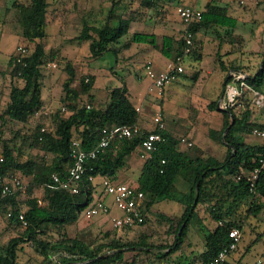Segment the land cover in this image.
I'll return each instance as SVG.
<instances>
[{"label":"trees","instance_id":"obj_1","mask_svg":"<svg viewBox=\"0 0 264 264\" xmlns=\"http://www.w3.org/2000/svg\"><path fill=\"white\" fill-rule=\"evenodd\" d=\"M111 1L113 6L107 21L99 25L85 23L81 34L76 37L89 40L92 56H99L106 51L117 53L130 48L133 42L156 44L158 36L155 32L131 33L134 18L132 13L137 9L123 17L115 14V5L119 0ZM159 2L160 0H140V7L153 8ZM13 7L19 10L15 21L18 25L14 27L28 41H34L35 47L27 56L26 65L17 63L14 53L8 60L12 77L8 101L0 106V157L4 158L0 174L9 179L21 180L23 175L31 176L32 179L25 188L21 180L22 186L7 195L2 194L0 187V214L15 228L24 227L23 222L17 218L19 212H24L28 222L20 234L7 242H0V264H60L69 261L81 264L122 263L127 251L148 247L146 237L137 241H123L119 228L115 226L98 234L93 240H86L72 233L70 227L93 201L96 187L89 182L86 188L82 186L80 193H71L54 188L52 176L54 173L66 175L71 163L70 151L74 139L82 140L83 147L90 148L99 140L102 128L113 124L137 123L139 113L126 86L111 88L107 102L100 108L95 106V96L89 94L86 100L92 107L87 108V102L81 103L82 95L90 92L94 76L89 73L79 75L73 61L60 56L68 74L62 100L74 111L68 116L61 109L49 115L42 114L36 124H31L30 117L36 111L44 109L41 65L46 55L48 3L46 0H14ZM116 20H119L118 24H113ZM213 25L223 26L234 32L238 18L229 13L227 5H220L214 0L208 1L203 9V18L188 27L195 35L192 52L198 50L196 34ZM162 37V51L168 58H175L183 53L182 36L178 40L179 46H175L176 38L173 35L164 34ZM124 38L126 39L122 43ZM26 45L30 48L31 43ZM49 54L48 58L58 56V53ZM221 64L224 69L228 68L225 62L221 61ZM15 78H21L23 83L19 84ZM77 78L80 79L79 88L73 86ZM228 81L226 78L224 89ZM246 83L251 88L244 91L241 104L236 103L228 110L221 109L224 124L220 139L226 146L224 158L213 155L192 157L179 147L180 138L167 128L159 130L155 126L151 129L142 128L143 132L131 139H115L102 154L87 163L88 174L105 175L114 181L118 171L126 166L127 156L140 146L143 136L151 131L163 133L165 141L145 160L137 187L145 194L142 204L144 221L139 225L148 222L152 204L157 200L174 198L186 204L180 216H170L163 212L158 214L170 221L175 236L174 241L165 246L168 249L166 254H172L181 245L187 229L198 217L199 205L205 206L216 226L209 230L206 248L196 257L195 262H208L215 257L229 244L230 229L239 228L243 233L249 218L258 215L263 208V205L254 201L253 196L258 193L264 197V166L260 162L264 158V142L249 143L237 136L235 130L237 128L253 134L255 127H264V123L259 121L245 122L236 112L241 111L245 105L249 115L250 92H264V62L256 73L246 78ZM210 107L217 109L218 100L213 101ZM233 118L235 122H232ZM230 124V129L224 135L225 128ZM42 127H45V131H42ZM256 167H260V172L256 180V192H252L250 176ZM180 174L188 178L187 189L181 192L176 183ZM133 228L135 227L122 229L130 231ZM1 237L2 232L0 239ZM24 243H31L34 254L21 262L20 251H24ZM239 248L240 245L236 251ZM229 264L235 263L229 260Z\"/></svg>","mask_w":264,"mask_h":264},{"label":"rangeland","instance_id":"obj_2","mask_svg":"<svg viewBox=\"0 0 264 264\" xmlns=\"http://www.w3.org/2000/svg\"><path fill=\"white\" fill-rule=\"evenodd\" d=\"M21 1L28 2L29 0ZM46 1L48 3V37L46 38L48 46L44 63L41 65V80L45 99L50 97L49 103L54 107L47 113L49 115L67 104L62 98L65 95L64 82L68 77L65 64L60 56L55 55V57L48 58L49 53L55 54L60 50L73 61L79 75L89 73L94 76L90 92L82 95V104L87 102L86 99L89 94H93L100 104L105 105L111 88L125 86L130 90L132 102L138 103L141 102L152 82L145 71L146 61L148 59H153L154 62L164 61L168 58L162 51V36L173 34L176 38L175 46H179L178 40L182 34L181 27L184 24L177 11L178 6L182 5L180 3H195L198 7H202L208 0H160L153 8L140 7V0H119L115 5V10L120 12L119 14L127 16L130 14L131 8H139L138 14L142 15L145 22V26L141 29L157 30L160 36L156 44L150 45V49L144 52H138L139 42H137L133 48L123 50L121 55L106 51L96 57L91 55L89 40L76 37L81 34L87 19L97 25L106 22L109 15L108 8L112 1ZM215 1L234 4L230 13L240 18L239 33L234 36L236 41L232 42L229 48L232 51L245 49L244 52L239 50L223 55V57L220 55V58L226 61L236 58L232 62L233 64L238 65L249 74H254L264 62V2L258 0ZM13 2L14 0H0V106L4 105L9 98L12 75L8 60L17 43L27 41L21 32L14 27L18 24L8 22V20L13 21L19 13V10L13 7ZM8 6H11L9 10L4 11ZM54 12L56 15L53 14ZM63 16L68 19L64 26H62ZM52 19L57 20L51 22ZM118 21L116 20L113 24H118ZM4 26L7 27L4 28ZM196 36L203 41L206 55L203 59H193L190 55L185 56L183 64L186 72L168 83L158 96L155 95L157 96L156 106H158L155 113H161L168 131L180 138L179 147L189 155L194 156L200 153L208 156L212 154L217 158H224L226 146L220 139L223 113L219 108L210 107V104L215 100H218L219 103L225 90L223 82L227 76V71L222 69V64L216 56L220 51V40L212 31H201ZM144 44L147 45V43ZM34 47L35 44L31 43L30 49L32 51ZM221 49L223 50L222 47ZM251 49L258 50V53H252ZM55 62L56 66L53 65ZM201 68L203 69L200 72ZM15 79L18 80L19 84L23 83L21 78ZM73 86L80 87L79 78L73 82ZM220 106L223 107V103ZM236 112L240 114L238 110ZM254 114H256V118H254ZM253 118L254 120H264V109L254 112ZM37 122L30 123L36 124ZM235 134L249 143L264 142V137L242 132L237 128ZM183 138H186V141H183ZM189 142L192 144L190 145ZM137 150L138 148L130 154L129 158L133 155L136 156ZM201 150L202 152H200ZM133 170L135 171L132 172V175L136 177L141 172L140 167L133 168ZM126 171L123 169L119 174L122 175ZM21 180L24 184L29 181L28 176L22 177ZM98 180L101 182L103 178L99 176L95 182ZM176 183L180 192L186 190L188 186L187 176L178 175ZM133 185L137 186V183ZM106 199L112 207L111 211L101 212L90 218L82 213L77 222L70 227L72 233L78 234L86 240H93L98 234H102V232L113 227V218L122 215L123 212L116 206L112 195L108 194ZM253 199L256 203L263 205V208L258 215L251 216L244 225L239 251L243 260L233 262L235 264H244L245 260L254 261L264 253V197L257 193ZM185 207V203L174 198L157 200L152 204L149 212L150 218L145 225H137L130 231L119 229L123 241H137L145 236V243L148 247L131 249L126 252L124 262L114 264H178L179 262L190 264L195 262L196 257L201 255L206 248L209 230L216 226V222L210 217L205 206L199 205L198 217L189 226L181 245L172 254H166L168 249L165 246L175 239L173 227L169 220L158 215L163 212L170 216H180ZM23 229L24 227H13L9 220L0 214V232H2L0 242H6L11 237L17 236ZM31 254H34V247L31 243H24V251H20L21 261H25Z\"/></svg>","mask_w":264,"mask_h":264},{"label":"built area","instance_id":"obj_3","mask_svg":"<svg viewBox=\"0 0 264 264\" xmlns=\"http://www.w3.org/2000/svg\"><path fill=\"white\" fill-rule=\"evenodd\" d=\"M178 14L181 17L184 23V47L183 53L178 54L175 58H172L166 65V68L163 70H157L154 67L152 61H149L145 64V69L147 75L152 79L153 84L150 87L151 91L157 89L160 94L162 89L174 80L179 74L185 72V66L183 64L184 58L186 55L192 52L194 45L195 35L188 29V27L195 23L199 22L203 18V10L196 6L190 5H179L177 8ZM32 50L26 44H18L15 49L16 62L26 65V58ZM56 66V62L53 63ZM245 74L233 73L231 75L232 84L228 87V96H229V107L235 106L236 103L241 104V98L243 97L244 91L239 90L236 86L237 82L241 83L242 88H246L248 84L246 83ZM88 81L89 78L87 77ZM257 90H252L255 92ZM257 98L254 101V105L260 110L264 109V94L260 92H255ZM252 104V102H250ZM87 108H91L92 104L90 102L86 103ZM138 113L140 108H136ZM250 109L251 105H250ZM61 110L66 113H72L74 110L66 104L61 107ZM247 107L244 105L242 110L239 111L240 119L245 122L255 121L253 116L248 115L246 112ZM49 109L43 111H36L33 115L38 118L43 113H49ZM154 122L158 126L159 130L166 129V123L160 112H157L154 116ZM264 123V122H262ZM42 131H45V127H42ZM143 132L142 127L137 123L131 125H117L113 124L111 126H105L101 130V136L99 140L90 148H85L82 145V140L74 139L71 143V163L68 168V171L65 176H62L58 173H54L53 178V187L69 191L71 193H80L82 186L87 187V183L91 182L95 184L97 176L87 173V163L90 159L97 158L102 154L115 139H131L135 135ZM253 134L257 136L264 137V127H255L252 131ZM165 141V137L161 131H151L145 136H143L140 147L142 148L143 155L146 157H151L152 153L156 151L159 147V144ZM183 141H186V138H183ZM191 145L192 143L189 142ZM3 156L0 157V165L3 162ZM165 162V160H163ZM262 167L264 166V158L260 159ZM260 167H256L253 172H251V184L250 190L256 192V180L259 177ZM103 178V191H97L94 189V199L87 206L84 213L85 216L90 218L94 215L101 212H109L110 205L107 202L106 196L112 195L116 206L123 212L122 215L114 218V226L117 228H132L144 221V214L142 211V204L144 199V192L139 189L137 186H134L131 183L122 182V181H112L108 176H102ZM22 186V182L19 178L9 179L5 178L0 174V187L3 195H7L13 191V189ZM9 215H12L9 212ZM17 218L23 222V226L26 227L28 222L25 218L24 212H19ZM230 242L227 246L219 251V253L210 259L208 262L203 260H197L195 264H229V256L232 252L236 251L239 245L242 242L243 233L239 228H232L229 231ZM253 264H264V255L259 256Z\"/></svg>","mask_w":264,"mask_h":264},{"label":"crops","instance_id":"obj_4","mask_svg":"<svg viewBox=\"0 0 264 264\" xmlns=\"http://www.w3.org/2000/svg\"><path fill=\"white\" fill-rule=\"evenodd\" d=\"M208 1H211V0H208ZM208 1H206V3L208 2ZM215 1V0H214ZM241 1H243V0H241ZM215 2H217V1H215ZM206 3L204 4V6H202V7H198L195 3H188V2H184V3H180V4H182V5H190V6H196V7H198V8H201L202 10L204 9V7H205V5H206ZM218 4H220V5H227L228 6V8H229V13H230V9H231V7H233V5H232V3H228V2H226V3H219V2H217ZM97 6V4H94V6ZM112 4H110V7L108 8L109 9V12H110V9L112 8ZM9 7V6H8ZM11 7V6H10ZM234 8V7H233ZM134 8H131V10H133ZM135 9H137L136 10V12H134V13H132V15L134 16V18H133V21L131 22V27H130V30H131V33L132 32H155L156 34H157V36H158V38H159V36H160V33L157 31V30H154V31H149V30H143V29H141V28H143V26H145V22H144V19L142 18V15H139L138 14V12H140V9L139 8H135ZM139 9V10H138ZM9 9H7V7L4 9V11H8ZM131 10L129 11V12H131ZM235 10V9H234ZM120 12H117V10H116V12H115V14H118V15H121V14H119ZM53 14H55L56 15V13L54 12ZM231 14V13H230ZM232 15V14H231ZM123 17L125 16V15H122ZM234 16V15H233ZM235 17H237V16H235ZM238 18V23H239V17H237ZM87 19V18H86ZM57 19H52L51 20V22L52 21H56ZM15 21H17V17L15 18V19H13V21L12 20H8V22H12V23H15ZM67 21H68V19H66V18H64V16H63V18H62V26H64V25H66V23H67ZM88 24H90V25H92L93 23H91L90 22V20H88L87 19V21H86ZM85 22V23H86ZM47 23H48V20H47ZM5 28L7 27V26H4ZM181 29H182V34H181V36H183V32H184V24L182 25V27H181ZM201 31H203V32H209V31H212L213 33H216V38L217 39H219L220 41H219V46H220V51H219V53L218 54H216V56L218 57V60H220V63H221V61H223V62H225L226 64L225 65H227V69H224L223 67H222V69L223 70H225V71H227V76H226V78L229 80L228 81V83H227V85H226V89L224 90V96H221V98H220V101H219V103H218V108L221 110V109H225V110H228V108H229V105H228V102H229V96H228V87L230 86V84H232V80H231V75L233 74V73H239V74H245V76H249L250 74L249 73H247V71H244L243 69H241L238 65H235V64H233L232 62L233 61H235L236 60V58H233V59H231V60H228V61H226V60H223L222 58H220V55H222V57H223V55H226V54H231V53H233V52H238L240 49H235V50H231L229 47H231V43L232 42H235L236 41V39L234 38V36L237 34V33H239L238 32V25H237V28L234 30V32H230V31H228L225 27H223V26H219V25H213V26H211V27H209V28H207V29H203V30H201ZM201 31H199V32H201ZM198 32V33H199ZM197 33V34H198ZM196 34V35H197ZM173 35V34H172ZM47 37H48V35H47ZM46 37V38H47ZM215 38V37H214ZM124 39H126V38H124ZM46 40V39H45ZM196 40H197V42H198V50L196 51V52H191L190 54H188V55H190L193 59H203L204 58V56L206 55V52L204 51V47H203V41L201 40V39H198V37L196 36ZM28 41V40H27ZM19 41L18 43H17V45L18 44H21V43H35L34 41ZM125 40H122V43L124 42ZM46 42V48H47V46H48V42H47V40L45 41ZM201 42V43H200ZM135 43H137V42H133L132 43V45H131V47L130 48H124V49H122V50H120V51H118L117 53H115V54H119V55H121V52L123 51V50H125V49H131V48H133L134 47V45H135ZM250 44H251V42H249ZM17 45L15 46V48H14V50L12 51V53H11V55L15 52V49H16V47H17ZM150 45H152V44H149V43H147V45L146 44H144V43H139V45H138V52H144V51H147V50H149L150 49ZM249 45V44H248ZM221 47L223 48V50L221 49ZM246 48V47H245ZM244 48H243V50H240V51H243L244 52ZM252 53H258V50H255V49H251L250 50ZM58 53V55L59 56H65V57H67L68 58V56L67 55H65V54H63L60 50L57 52ZM69 59V58H68ZM172 58H167V60H158V61H156V62H154V60L153 59H148L147 61H146V63L147 62H149V61H152L153 62V64H154V67H155V69H157V70H163V69H165L166 68V65H167V63L171 60ZM71 60V59H70ZM228 62H231V63H229L228 64ZM145 63V64H146ZM165 66V67H164ZM203 68H201L199 71L201 72V70H202ZM145 71H146V69H145ZM185 72H186V68H185ZM184 72V73H185ZM256 73V72H255ZM147 74V73H146ZM181 74H183V73H181ZM181 74H179L177 77H179ZM198 75V74H197ZM200 75V74H199ZM176 77V78H177ZM246 77V78H247ZM198 78H199V76H198ZM226 78H225V80H226ZM225 80H224V82H225ZM224 82H223V87H224ZM152 84H153V81L151 82V84L149 85V87L147 88V90H146V92H145V94H144V96H143V98H142V100H141V102H138V103H133L134 105H135V107L137 108V107H139L140 108V111H139V121H138V124L142 127V128H147V129H151V128H153V127H155L156 126V124H155V122H154V116H155V112H156V108L158 107V106H156V101H157V96L159 95V93H158V91H157V89H155L154 91H151L150 90V87L152 86ZM236 86L239 88V90H242V91H245L246 89H248L249 87H246V88H242V86H241V83L240 82H237L236 83ZM250 89V88H249ZM255 92H257V91H255ZM255 92H250V94H249V99H250V101L252 102V104H250L251 105V108L252 109H250V113H249V115H251V116H253V113L254 112H256V111H259V109L256 107V105H254V101H255V99L257 98V94L255 93ZM258 92H260L261 94H264V92L263 91H258ZM153 93V94H152ZM93 95V94H92ZM128 95H129V97H130V90L128 89ZM155 95H157V96H155ZM95 96V95H94ZM42 97H43V102H44V105H43V108H46V109H49V110H53V108L54 107H52L51 105H50V103H49V101H50V97H48V98H46L45 99V96H44V94H43V91H42ZM130 99H131V97H130ZM62 101V100H61ZM132 101V100H131ZM223 103V107H221L220 105ZM66 105V104H65ZM95 106L96 107H103L104 105H102V103L100 104L99 103V101H98V99L96 98V96H95ZM260 110H263V109H260ZM57 111V110H56ZM55 111V112H56ZM237 111V110H236ZM223 113V112H222ZM240 113V112H239ZM65 114V113H64ZM71 113H66L65 114V116H68V115H70ZM241 114V113H240ZM240 114H238L239 115V117H240ZM254 118H256V114H254ZM38 117L37 116H35V115H32V117H30V122L32 123V122H35V121H38ZM255 121H260V122H264V120H255ZM223 124H224V114H223ZM167 128V127H166ZM222 128H223V126H222ZM185 151V150H184ZM200 152H202V150L200 151ZM133 153V152H132ZM131 153V154H132ZM209 155H212V154H209ZM208 155V156H209ZM129 156L130 155H128L127 156V164H126V166L125 167H123V168H121L119 171H118V174H117V176H116V178H115V180L114 181H122V182H127V183H131V184H135V183H137V185H138V178H139V176H140V174H141V172H140V174L136 177V176H134V175H132V172L133 171H135V170H133V168H138V167H140L141 168V170H142V167H143V164H144V162H145V160H147V158L148 157H146V156H144L143 155V151H142V148L139 146L138 147V150H137V153H136V156H132V157H130L129 158ZM191 156V155H190ZM197 156H202V157H208V156H204V155H201L200 153H198L197 155H194V156H192V157H197ZM214 156V155H213ZM216 157V156H215ZM127 170L126 171V173H124V174H122V175H120L119 174V172L121 171V170ZM18 174V176H20V174L19 173H17ZM26 177V175H23V177ZM102 177V176H105V175H98L97 176V178L98 177ZM110 178V177H109ZM28 179H29V181L26 183V184H24L23 183V188H25L26 186H27V184L31 181V179H32V177L31 176H28ZM111 179V178H110ZM94 186L96 187L95 189L97 190V191H103V189H104V185H103V180L100 182L99 180L98 181H96L95 182V184H94ZM39 201L40 202H42V200L41 199H39ZM108 204H109V202H108ZM110 205V204H109ZM111 209H112V207L110 206V211H111ZM109 211V212H110ZM151 211V210H150ZM113 222H114V218H113ZM114 227V226H113ZM113 227H111V228H113ZM110 228V229H111ZM120 229V228H119ZM8 241V240H7ZM6 241V242H7ZM5 242V241H4ZM239 251H240V248H239V250L238 251H235V252H233L230 256H229V260L230 261H232V262H235L236 263V261L237 262H240V261H242L243 260V257L242 256H240L241 254L239 253ZM258 258V257H257ZM256 260V259H255ZM255 260L254 261H251V260H245L244 261V264H253L254 262H255ZM26 261V260H25ZM25 261H21V262H25ZM28 264H32V263H28Z\"/></svg>","mask_w":264,"mask_h":264},{"label":"water","instance_id":"obj_5","mask_svg":"<svg viewBox=\"0 0 264 264\" xmlns=\"http://www.w3.org/2000/svg\"><path fill=\"white\" fill-rule=\"evenodd\" d=\"M224 108V107H223ZM232 122H235V119L233 118ZM231 127V124L228 125L226 128H225V131H224V135L227 133V131L230 129ZM60 264H81V262H65V263H60Z\"/></svg>","mask_w":264,"mask_h":264}]
</instances>
